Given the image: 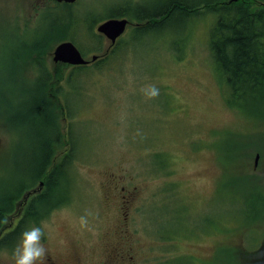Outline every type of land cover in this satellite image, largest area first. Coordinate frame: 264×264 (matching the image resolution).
<instances>
[{"label":"rangeland","instance_id":"1","mask_svg":"<svg viewBox=\"0 0 264 264\" xmlns=\"http://www.w3.org/2000/svg\"><path fill=\"white\" fill-rule=\"evenodd\" d=\"M117 1L79 0L75 9L105 15ZM52 5L0 0L1 73L12 54L3 36L13 37L14 25L21 28L20 38L33 28H46ZM213 17L203 14L189 24L182 53L165 40L174 38L170 32L156 41L147 36L138 47L130 44L132 22L117 38L123 44L111 66L89 67L81 99L68 117L78 154L71 199L35 223L48 225L49 252L69 260L77 251L85 264L106 261L114 246L112 264H264V102L232 95L217 72L208 46ZM106 39L102 49L110 43ZM91 42L86 36L75 41L88 59L96 53L87 48ZM58 62L63 63L49 55L51 69ZM24 66L19 61L12 74L23 69L31 76V65ZM2 79L0 187L9 184L4 192H13L25 161L22 146L29 148L23 127L6 129L11 125L2 112L15 105L16 94ZM147 84L159 88L155 99L141 93ZM25 206L22 202L17 208L23 213ZM86 214L89 224L82 228L79 217ZM14 215L4 230L18 224L20 214ZM165 229L171 233L162 239L168 235ZM17 240L0 247V261L12 260Z\"/></svg>","mask_w":264,"mask_h":264},{"label":"trees","instance_id":"2","mask_svg":"<svg viewBox=\"0 0 264 264\" xmlns=\"http://www.w3.org/2000/svg\"><path fill=\"white\" fill-rule=\"evenodd\" d=\"M78 1L46 0L54 3L47 9V28H33L31 35L23 39L18 37L21 28L14 25L15 35L3 36L5 50L12 54L6 62L8 70L5 73L0 71V77L12 86L10 92L16 94V101L2 113L6 114L8 125H11L6 127L9 132L19 127L26 130L23 140L28 143L29 151L22 146L25 161L21 176L13 182H16L13 192H4L10 191L9 184L0 187V247H11L25 228L38 223L53 208L71 199L70 180L77 176L74 163L78 154L76 139L68 126L69 110L81 99L80 92L89 67L98 70L110 67L116 59L113 53L123 44L120 39L114 47L102 49L104 36L95 29L99 22L112 17H127L135 22L130 41L135 47L147 36L156 41L159 36L166 37L170 32L174 38L165 40L172 49L182 53L183 45L189 40L188 35L185 36L189 24L203 14H214L208 46L217 72L226 81L232 95L237 94L248 102H264V0H120L105 15L93 14L86 9L78 11L75 9ZM78 36L92 39L87 48L96 52L97 59L77 65L58 62L51 69L48 61L54 46L62 40L75 42ZM78 47L88 59L85 48ZM126 51L124 48L122 52ZM11 57L13 62H10ZM19 61L25 63L24 67L31 65V76H27L23 69L12 74V67ZM262 107L256 106L255 109L260 111ZM58 109H61V115ZM61 118H64V124ZM63 126L67 128L63 130ZM40 181L43 183L41 191L27 198L18 224L3 233L9 215L18 211L17 205L24 202V194ZM164 232L168 235L162 239L171 233L166 229Z\"/></svg>","mask_w":264,"mask_h":264},{"label":"clouds","instance_id":"3","mask_svg":"<svg viewBox=\"0 0 264 264\" xmlns=\"http://www.w3.org/2000/svg\"><path fill=\"white\" fill-rule=\"evenodd\" d=\"M159 88L155 84H147L141 88V93L146 99H155L159 95ZM79 224L87 228L88 216L79 217ZM47 224H35L25 228L18 237V240L11 251L13 264H43L48 254L45 243V229Z\"/></svg>","mask_w":264,"mask_h":264},{"label":"water","instance_id":"4","mask_svg":"<svg viewBox=\"0 0 264 264\" xmlns=\"http://www.w3.org/2000/svg\"><path fill=\"white\" fill-rule=\"evenodd\" d=\"M57 2H68L72 3L76 0H54ZM129 24L127 17H112L101 21L97 26L96 30L100 34L104 35L110 43H114L118 36H120ZM52 59L55 61H61L63 63H69L73 65L85 64L89 61L86 59L76 44L71 40H62L55 45L51 52ZM96 55L91 56V60L96 59ZM259 159V153L255 156V165ZM37 188H32L24 194V198H28L31 193H34Z\"/></svg>","mask_w":264,"mask_h":264},{"label":"flooded vegetation","instance_id":"5","mask_svg":"<svg viewBox=\"0 0 264 264\" xmlns=\"http://www.w3.org/2000/svg\"><path fill=\"white\" fill-rule=\"evenodd\" d=\"M258 166L259 165L254 166L255 169H257ZM124 186L125 185L122 184V187H124ZM42 187H43V183H42V181H40L39 184H38V190L41 191ZM14 214L15 215L20 214L16 220H19L21 218V216L23 215V213L20 210L16 211ZM252 214H255L254 211L252 212ZM11 224H12V222H11ZM14 225H16V223ZM8 230L9 229H7V230L5 229L3 233H5ZM116 249H117L116 246H114L110 250V252H108V254H107V260L106 261L102 260V261H100L99 264H112V262H110V260L113 257V255L115 254ZM0 264H13V260H8V262L0 261ZM43 264H85V262H84V259L82 258V256L80 255V253L77 252V251H74L72 253L71 258L69 260L64 259L63 257H60L56 253H53L52 254L51 252L48 251L47 257L43 261Z\"/></svg>","mask_w":264,"mask_h":264},{"label":"bare ground","instance_id":"6","mask_svg":"<svg viewBox=\"0 0 264 264\" xmlns=\"http://www.w3.org/2000/svg\"><path fill=\"white\" fill-rule=\"evenodd\" d=\"M47 28V27H46ZM49 28V27H48ZM29 29V28H28ZM26 30V29H25ZM31 30V29H30ZM21 37V35H19ZM18 36V37H19ZM23 38V37H22ZM24 39V38H23ZM34 40V39H33ZM20 41V40H19ZM22 41V40H21ZM37 41V40H36ZM23 43V42H22ZM18 44V43H17ZM28 44V43H27ZM31 44V43H30ZM20 45V44H19ZM15 46V45H14ZM18 47V46H17ZM258 232V231H257Z\"/></svg>","mask_w":264,"mask_h":264}]
</instances>
